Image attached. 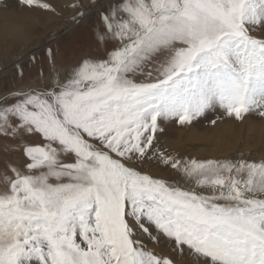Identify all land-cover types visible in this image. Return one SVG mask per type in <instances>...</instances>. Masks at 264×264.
Segmentation results:
<instances>
[{"label":"snow or ice","instance_id":"obj_1","mask_svg":"<svg viewBox=\"0 0 264 264\" xmlns=\"http://www.w3.org/2000/svg\"><path fill=\"white\" fill-rule=\"evenodd\" d=\"M71 7L74 26L91 15ZM93 7L103 58L61 75L49 46L51 83L0 94V264H264V159L190 158L157 138L217 108L264 117V0ZM152 161L176 178L147 174Z\"/></svg>","mask_w":264,"mask_h":264},{"label":"rangeland","instance_id":"obj_2","mask_svg":"<svg viewBox=\"0 0 264 264\" xmlns=\"http://www.w3.org/2000/svg\"><path fill=\"white\" fill-rule=\"evenodd\" d=\"M52 2L57 6V11L61 13L59 17L52 18L44 12L31 11L20 6H15V0H13L14 6L9 9L0 7V94H4L9 89H27L29 86L44 87L51 83L53 62L46 55L49 46H51L55 54V72L61 75L64 74L69 66L83 57H104L103 46L98 45L95 39V29L99 24V17L93 7V0H52ZM74 2L82 3L84 5L83 10L91 13L88 19L79 26H74L75 22L72 19L74 10L71 5ZM111 2L112 0H95L96 4L102 6L101 11L107 8ZM8 25L11 28L17 26L21 32L23 31V36L16 39L11 34L1 32V28L8 27ZM53 38H55V42H49ZM35 48L38 50L33 53L36 57L33 61L29 53ZM24 54L27 55L23 57L22 55ZM20 57L23 58L21 59ZM19 59L21 61L16 64ZM21 70L23 71L22 76L20 75ZM246 117L252 119L254 123H260L264 119V117L254 112ZM212 120H216V124L234 122L235 126H238L237 133L241 137L239 141L233 140V143H226L225 146H219L215 143L213 138L217 137V127L216 124L213 125L211 123ZM161 126L164 131L157 133L161 148L163 144L168 143L170 145L173 142L187 144L185 143L186 135L180 133L183 126L178 122L165 121ZM188 126L198 129L203 135L205 133L211 135V141L213 140L212 147L222 153L217 155L216 157L218 158L216 159L237 160L241 157L256 161L264 159L263 155H259L256 159H250L248 156H245L250 150L246 148L244 142L245 121H238L232 117H228L222 109L217 108L210 111L204 117L193 121ZM252 149H258V147L254 146ZM250 152H254V150H250ZM181 153H183L182 146ZM2 154L3 141H0V155ZM189 154H186V157H190ZM0 164H2V161H0ZM143 170L154 178L166 180L176 178L174 170L167 169L163 164L158 165L155 161L144 165ZM150 171H154L155 174H151L152 172L150 173ZM180 264L183 263L180 262Z\"/></svg>","mask_w":264,"mask_h":264},{"label":"bare ground","instance_id":"obj_3","mask_svg":"<svg viewBox=\"0 0 264 264\" xmlns=\"http://www.w3.org/2000/svg\"><path fill=\"white\" fill-rule=\"evenodd\" d=\"M8 19V18H7ZM5 20V19H4ZM3 27L1 28V32H5V34H11V36L15 37L16 39L18 37L23 36V31L21 32L20 29L15 26L14 28L9 27ZM22 29V28H21ZM22 34V35H21ZM55 38H53L51 41H54ZM38 49H34L29 53L30 55L33 54ZM28 54V55H29ZM27 54L22 55L23 57ZM23 57H20L21 59ZM21 59L16 63L18 64ZM245 145L246 148H249L250 150H254V152H250V150L246 153L245 156H248L250 159H256L259 155L264 156V119L260 123H254L252 119L245 117ZM217 130V137L213 138L215 143H217L219 146H225L226 143H233V140L239 141L241 137H239L238 126L236 127L234 122H230L228 124H216ZM180 133H183L186 135L185 144H178V142H173L172 144H163L161 150H167V151H173L177 153L179 151V154L181 156H185L186 154H189L191 158L196 159H216L217 155L222 154L218 149L212 147V141H211V135L208 133H205L204 135L199 132L198 129L184 125ZM262 139V140H261ZM188 141V142H187ZM164 142V141H163ZM214 143V144H215ZM181 146H182V152L181 153ZM258 147V149H252L253 147ZM179 147V149H178ZM213 148V149H211ZM152 172V173H151ZM151 174H155L154 171H150ZM163 251L166 255L170 254L171 250L161 245L160 249ZM176 259L180 258V262L183 264H186V258L178 257L175 253H171Z\"/></svg>","mask_w":264,"mask_h":264}]
</instances>
